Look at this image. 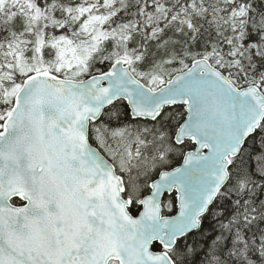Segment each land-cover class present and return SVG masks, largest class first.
Segmentation results:
<instances>
[{
    "label": "snow or ice",
    "instance_id": "obj_1",
    "mask_svg": "<svg viewBox=\"0 0 264 264\" xmlns=\"http://www.w3.org/2000/svg\"><path fill=\"white\" fill-rule=\"evenodd\" d=\"M0 264H264V0H0Z\"/></svg>",
    "mask_w": 264,
    "mask_h": 264
},
{
    "label": "trees",
    "instance_id": "obj_2",
    "mask_svg": "<svg viewBox=\"0 0 264 264\" xmlns=\"http://www.w3.org/2000/svg\"><path fill=\"white\" fill-rule=\"evenodd\" d=\"M180 162H181V161H180ZM174 166H176V165H174ZM205 226L207 227V222H206Z\"/></svg>",
    "mask_w": 264,
    "mask_h": 264
},
{
    "label": "water",
    "instance_id": "obj_3",
    "mask_svg": "<svg viewBox=\"0 0 264 264\" xmlns=\"http://www.w3.org/2000/svg\"><path fill=\"white\" fill-rule=\"evenodd\" d=\"M181 163H182V160H181ZM176 166H179V165H176ZM156 178H158V176Z\"/></svg>",
    "mask_w": 264,
    "mask_h": 264
}]
</instances>
